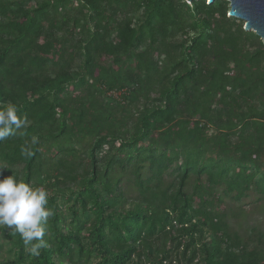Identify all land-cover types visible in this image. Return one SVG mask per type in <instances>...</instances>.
Segmentation results:
<instances>
[{
    "label": "trees",
    "instance_id": "trees-1",
    "mask_svg": "<svg viewBox=\"0 0 264 264\" xmlns=\"http://www.w3.org/2000/svg\"><path fill=\"white\" fill-rule=\"evenodd\" d=\"M230 9L0 0V105L29 121L0 179L54 210L39 256L0 229V264H264L263 233L233 225L264 209V41Z\"/></svg>",
    "mask_w": 264,
    "mask_h": 264
},
{
    "label": "clouds",
    "instance_id": "clouds-1",
    "mask_svg": "<svg viewBox=\"0 0 264 264\" xmlns=\"http://www.w3.org/2000/svg\"><path fill=\"white\" fill-rule=\"evenodd\" d=\"M29 127L26 116L19 114L14 103L0 105V141L19 132L25 134ZM39 138L32 136L30 145L21 147V156L31 158L35 153L31 146L37 145ZM7 166H0V176ZM49 193L43 186H34L13 174L0 179V229L10 230L11 235L19 234L26 253L39 256L47 247L46 235L54 210L47 207Z\"/></svg>",
    "mask_w": 264,
    "mask_h": 264
},
{
    "label": "water",
    "instance_id": "water-1",
    "mask_svg": "<svg viewBox=\"0 0 264 264\" xmlns=\"http://www.w3.org/2000/svg\"><path fill=\"white\" fill-rule=\"evenodd\" d=\"M192 3L193 0H187ZM216 0H209L210 3ZM230 16L245 21V29L255 31L264 41V0H229Z\"/></svg>",
    "mask_w": 264,
    "mask_h": 264
},
{
    "label": "rangeland",
    "instance_id": "rangeland-1",
    "mask_svg": "<svg viewBox=\"0 0 264 264\" xmlns=\"http://www.w3.org/2000/svg\"><path fill=\"white\" fill-rule=\"evenodd\" d=\"M113 94L118 95L117 92H113ZM245 209L248 210L246 213L233 219L234 227L241 230L244 235H247L250 229L255 227L264 235V209L256 204L248 205Z\"/></svg>",
    "mask_w": 264,
    "mask_h": 264
}]
</instances>
